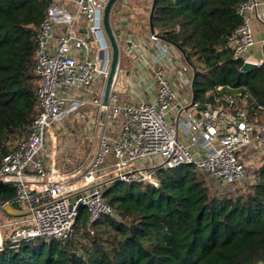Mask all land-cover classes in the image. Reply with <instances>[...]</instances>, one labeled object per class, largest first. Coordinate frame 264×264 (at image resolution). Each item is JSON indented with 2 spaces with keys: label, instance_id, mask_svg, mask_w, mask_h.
Returning <instances> with one entry per match:
<instances>
[{
  "label": "built area",
  "instance_id": "1",
  "mask_svg": "<svg viewBox=\"0 0 264 264\" xmlns=\"http://www.w3.org/2000/svg\"><path fill=\"white\" fill-rule=\"evenodd\" d=\"M108 1L71 0L74 9L68 10L56 0L37 33L36 72L40 84L36 93L40 111L27 137L0 161V180L16 188L15 206L4 202L1 208L10 203L27 212L11 216L4 211L9 219L0 228L10 229L9 237L16 247L23 240L72 238L81 208L89 212L88 229L92 233V224L100 216L115 214L104 195L106 186L120 182L158 186L160 169L182 165H194L214 179L233 185L245 178L247 158L254 157L256 151L264 155V121H253L235 97L228 98L227 106L192 104V68L184 53L160 38L155 29L150 33L148 50L136 46L137 60L144 63L147 74L130 82L132 99L121 98L116 90L120 73L117 66L104 124L107 128L121 122L113 146L103 135L84 169L67 171L54 161L47 162L50 130L86 103L99 111L103 104L112 63L104 26ZM237 12L244 23L230 38V45L235 58L249 61L245 55L255 44L250 18L255 17L264 26V0H246ZM82 19L85 25H81ZM262 46L264 54V38ZM150 50L153 57L148 55ZM255 62L259 66L264 59ZM99 83L101 86H97ZM181 87L189 92L191 89V98L181 95ZM90 92H95L93 98ZM140 92L152 94L146 99Z\"/></svg>",
  "mask_w": 264,
  "mask_h": 264
},
{
  "label": "trees",
  "instance_id": "2",
  "mask_svg": "<svg viewBox=\"0 0 264 264\" xmlns=\"http://www.w3.org/2000/svg\"><path fill=\"white\" fill-rule=\"evenodd\" d=\"M55 1L0 0V161L18 148H11L12 141L27 137L40 111L37 33ZM244 1L156 0L153 22L157 35L183 51L192 68L193 102L227 106L228 98L235 97L260 122L264 63L243 72L245 59L235 58L230 45L244 23L237 12ZM114 17L113 9L111 24L119 40ZM202 173L194 165H182L160 169L158 186H106L104 195L115 214L100 216L92 233L89 212L81 208L76 233L68 240H23L16 247L10 237L3 238L0 264L264 262V158L246 191H212ZM15 198L16 188L0 183V209L4 202L15 206Z\"/></svg>",
  "mask_w": 264,
  "mask_h": 264
},
{
  "label": "rangeland",
  "instance_id": "3",
  "mask_svg": "<svg viewBox=\"0 0 264 264\" xmlns=\"http://www.w3.org/2000/svg\"><path fill=\"white\" fill-rule=\"evenodd\" d=\"M59 1L61 2V0ZM152 1L153 0H118L113 9L115 10L117 17L124 16L137 22L143 19L147 22ZM64 2L68 5L67 7L71 6L70 9H74L72 6L73 4L70 5V0H65ZM144 26L148 28L146 23ZM140 45L144 48L147 47L146 43ZM119 47L120 73L118 75L116 90L120 94L122 90L128 87V76L123 70H127L132 67V64H134V54L126 49L127 41L123 38ZM135 60L137 61V59ZM97 86H101V84L99 83ZM94 96L95 92L89 93L90 98H93ZM99 114L100 111L96 106L86 103L80 109L71 112L63 122L53 127L48 134L49 139L46 146V153L49 155V159L54 161L58 167L63 169H84L91 162L93 155L96 152L97 145L103 135H107L109 137L110 146L112 147L119 134L121 122L116 121L112 123L111 126L107 128L104 127L99 132ZM261 121H264V117L260 119V122ZM21 140L22 139H15L12 141L10 143L11 148L18 146ZM263 158L264 155H262V153H258L257 151L254 157L247 158L245 160V178L241 182L233 185L216 180L206 173L202 174L205 177L206 184L210 186L212 191L217 190L219 193H237L238 190L246 191L249 189V185L254 182V171L258 166H260ZM109 161H111V157L109 158ZM64 166L66 167L64 168ZM8 219L9 218L5 215L4 210L1 208L0 224ZM9 235L10 229L1 226L0 242H3V238L9 237Z\"/></svg>",
  "mask_w": 264,
  "mask_h": 264
},
{
  "label": "crops",
  "instance_id": "4",
  "mask_svg": "<svg viewBox=\"0 0 264 264\" xmlns=\"http://www.w3.org/2000/svg\"><path fill=\"white\" fill-rule=\"evenodd\" d=\"M64 1L65 0H61V2L60 1L59 2L61 3L62 6H64L68 10H72V9H70L71 6L67 7L68 5H66ZM72 4L73 3L70 0V5H72ZM114 21H115L116 28L120 30L119 42L121 43L122 38L125 39L127 41V48L126 49L129 52H132L134 54V57H133L134 58V64H132V67L130 69L125 70V74L128 76V78H127L128 87L120 92L121 98L132 99L133 93H132V88L129 86L130 82L135 80L138 76H140V74L141 75L147 74V71L143 67L144 63L140 59L137 61L135 59H138V54H136L137 53L136 52V46L137 47L140 46L141 48H144L140 44L146 43L147 47L142 49V50H148V48H149V40H150V33H151L150 26H149V18H148L147 22H145V20L142 19V20L138 21L139 22L138 23L137 21H132V19H129L128 17H124V16L117 17V14H115ZM250 22H251V24L253 26V30H254L255 44L252 47V49L250 50V52H248L245 55V58L249 61L255 62V61H260V60L264 59L263 46H262V41L264 38V26L260 21H258L253 16H251ZM80 23H81V25H85L83 19L81 20ZM145 23H146V26L148 28H146L144 26ZM120 43H119V45H120ZM141 53H142V51L139 52V54H141ZM148 55L150 57H153L154 51L150 50L148 52ZM143 90H144V88H143ZM180 93L184 97L189 96L191 98V89L189 92L185 87H181ZM151 94L147 93V92H140L139 95H140V97H145L146 99H148ZM47 159H48V160H46L47 162H49V163L52 162L49 159V156ZM65 167L66 166H64V168ZM61 169H63V168H61ZM64 170L69 171V169H64ZM72 170H75V169H72ZM72 170H70V171H72Z\"/></svg>",
  "mask_w": 264,
  "mask_h": 264
},
{
  "label": "water",
  "instance_id": "5",
  "mask_svg": "<svg viewBox=\"0 0 264 264\" xmlns=\"http://www.w3.org/2000/svg\"><path fill=\"white\" fill-rule=\"evenodd\" d=\"M117 1L118 0H109L106 4L105 11H104V26H105L106 33H107L108 38H109L110 43H111L112 63H111V67H110V74H109L108 80L106 82L103 104L101 106L100 114H99V124H98V131L99 132L103 129L104 124H105V119H106V115L108 112L109 94H110L113 78L115 76L117 66L119 64V56H120L119 42H118L116 34L114 33V31L112 29V25H111L112 10H113V7ZM155 8H156V0H153L152 5H151L150 14H149V26H150V30L152 33L155 32V25L153 22V16L155 13ZM256 66H258V64L256 62L245 61L241 70L243 72H248V71L252 70L253 68H255ZM193 103L194 102H192V104ZM0 183H2V180H0ZM2 208L6 213H8L11 216H23V215H26V213H27L26 211H22V210L15 208L10 203L4 204V206Z\"/></svg>",
  "mask_w": 264,
  "mask_h": 264
},
{
  "label": "bare ground",
  "instance_id": "6",
  "mask_svg": "<svg viewBox=\"0 0 264 264\" xmlns=\"http://www.w3.org/2000/svg\"><path fill=\"white\" fill-rule=\"evenodd\" d=\"M1 241V240H0Z\"/></svg>",
  "mask_w": 264,
  "mask_h": 264
}]
</instances>
